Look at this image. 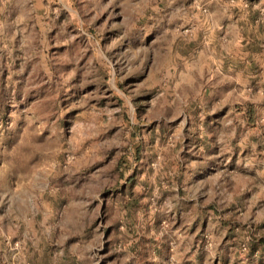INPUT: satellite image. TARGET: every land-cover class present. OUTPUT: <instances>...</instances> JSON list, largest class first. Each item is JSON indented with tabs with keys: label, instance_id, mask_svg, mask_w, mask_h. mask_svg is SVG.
I'll return each instance as SVG.
<instances>
[{
	"label": "rangeland",
	"instance_id": "obj_1",
	"mask_svg": "<svg viewBox=\"0 0 264 264\" xmlns=\"http://www.w3.org/2000/svg\"><path fill=\"white\" fill-rule=\"evenodd\" d=\"M0 264H264V0H0Z\"/></svg>",
	"mask_w": 264,
	"mask_h": 264
}]
</instances>
